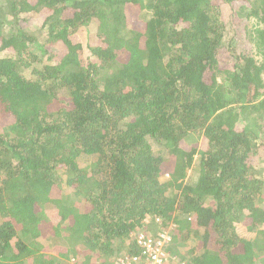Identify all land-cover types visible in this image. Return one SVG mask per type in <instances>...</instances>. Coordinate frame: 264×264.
I'll list each match as a JSON object with an SVG mask.
<instances>
[{"label": "trees", "instance_id": "trees-1", "mask_svg": "<svg viewBox=\"0 0 264 264\" xmlns=\"http://www.w3.org/2000/svg\"><path fill=\"white\" fill-rule=\"evenodd\" d=\"M139 232L264 264V0H0V264H112Z\"/></svg>", "mask_w": 264, "mask_h": 264}, {"label": "built area", "instance_id": "built-area-1", "mask_svg": "<svg viewBox=\"0 0 264 264\" xmlns=\"http://www.w3.org/2000/svg\"><path fill=\"white\" fill-rule=\"evenodd\" d=\"M135 239L142 249V255L125 254L112 264H186L170 251L171 236L166 232H159L156 238L139 232Z\"/></svg>", "mask_w": 264, "mask_h": 264}, {"label": "rangeland", "instance_id": "rangeland-1", "mask_svg": "<svg viewBox=\"0 0 264 264\" xmlns=\"http://www.w3.org/2000/svg\"><path fill=\"white\" fill-rule=\"evenodd\" d=\"M223 8H225L227 11H229V7L227 5H224ZM244 18L245 19L241 20L242 21L241 23H239L236 27L235 26L233 27L234 28V38H233L232 45H233V47L237 51H242V50L245 51L246 50L248 53H250L251 55H253L257 60H260V56L256 53L255 48H254L253 40H251V37H250L251 36V32L253 31V28H254V24H255L254 22L255 21H254V19L252 17H249V18L244 17ZM136 24L138 26L141 25L140 24V20L139 19L137 20V18H136ZM91 37L93 38V35ZM94 38H95V36H94ZM228 50H229L228 47H223L220 50V53L218 55L219 60H220V63H223L225 65L228 64L229 61H230V55H229ZM166 177H167L166 175L163 176V178H166ZM242 230H245V229H242ZM247 236H249V235L247 234ZM211 239L213 240V237ZM186 244H187L188 248L195 249V246H197L198 241L195 238H192L191 237V238H189L187 240V243ZM212 245L213 244H212V241H211L210 244H209V246L212 247ZM71 247H72V244H71ZM169 249H170L171 252H173L174 254H176L177 257L181 253V251H183L184 254H186L185 256H187V253H186L187 251H186L185 248H182V247L173 248L172 246H170ZM195 251L196 252H201L202 249L201 248L200 249L198 248ZM42 252H48L49 255L50 254H54L53 253V250H49L48 248H43L42 249ZM189 255H191V254H189Z\"/></svg>", "mask_w": 264, "mask_h": 264}, {"label": "bare ground", "instance_id": "bare-ground-1", "mask_svg": "<svg viewBox=\"0 0 264 264\" xmlns=\"http://www.w3.org/2000/svg\"><path fill=\"white\" fill-rule=\"evenodd\" d=\"M124 255V254H123Z\"/></svg>", "mask_w": 264, "mask_h": 264}]
</instances>
